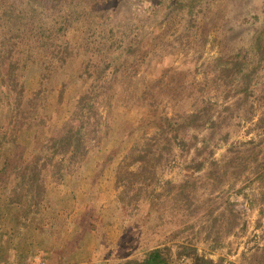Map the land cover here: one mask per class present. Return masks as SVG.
Masks as SVG:
<instances>
[{
  "label": "rangeland",
  "instance_id": "374dc122",
  "mask_svg": "<svg viewBox=\"0 0 264 264\" xmlns=\"http://www.w3.org/2000/svg\"><path fill=\"white\" fill-rule=\"evenodd\" d=\"M263 26L264 0H0V41L7 49L16 44V80L30 103L17 123L6 117L2 132L11 135L22 125L24 159L77 127L72 116L88 109L85 95L93 86L89 95L106 90L87 123L88 153L60 178L45 170V210L23 216L30 204L23 197L4 211L0 264H126L156 247H169L173 264H191L185 256L173 261L184 243L206 257L242 264L247 242L264 232V54L260 60L252 48ZM198 111L212 121L179 130L185 146L174 147V164L166 119L182 121ZM156 141L153 148L164 156L160 181L144 185L129 175L118 185L126 156L145 154ZM196 148L200 160L208 158L197 172L187 167ZM231 149L243 152L247 166L219 163ZM14 160L2 195L12 199ZM187 178L183 193L168 190L166 181ZM228 200L238 215L235 229L213 250L206 216L214 208L220 213Z\"/></svg>",
  "mask_w": 264,
  "mask_h": 264
},
{
  "label": "trees",
  "instance_id": "16d2710c",
  "mask_svg": "<svg viewBox=\"0 0 264 264\" xmlns=\"http://www.w3.org/2000/svg\"><path fill=\"white\" fill-rule=\"evenodd\" d=\"M263 42L264 26L257 31L255 40L252 44V48L255 53L259 54L258 56L260 60L263 58L264 54ZM15 45L16 44L8 47L7 49L6 44L3 45V43L0 41V108L2 107L0 110V219L3 217L4 211L7 210L6 208L11 207L13 204H17L15 202H20L23 197L28 198L30 202L27 209L24 210L23 216L30 212L38 213L45 210L44 201L47 195L45 170L50 168L51 176L54 178H60V176L64 174L63 171L65 168L69 167L72 162H75L80 157H83L88 153L89 147L86 143L88 137L87 132L91 126H89L87 123L90 122V118L97 114L98 110L95 108V100L102 93L104 94L106 92V90L101 89L100 91H95L93 95H89V91H93V89L95 90V87L93 86V88H91L85 95L86 100L90 98V106L88 109H86L85 105H83V110L76 112L77 117L72 116L73 119L75 118L78 120L77 127H70L61 135L50 137L43 147L39 151L35 152L33 158L30 161H27L24 159V151H19L20 145L18 141V133L23 129L22 125H20L16 131H12L11 135H9L7 132H2V127L4 126L6 117H11L9 123H17L25 111L23 104H28V106L30 104L24 100L26 97L25 85L18 84L16 80L15 71L20 67L18 64L13 63L15 62L13 60V56L15 55L13 49L15 48ZM238 56L241 57V54H238ZM26 61L27 60L23 61L24 63L22 66L26 65ZM239 71H243L242 67L239 68ZM244 74L245 78H249V74ZM32 108L34 109V105ZM12 117L14 118V121H12ZM37 117L42 120L41 117ZM180 118L182 121L168 118L166 119V127L171 130L170 137H168L166 141V144L169 146L167 151L172 158L171 160L174 161V164H176L178 160L177 154L173 151L174 147L176 145H182L183 147L185 146V142L182 139L178 140L179 130L186 128L187 126H195L198 128L202 126V124H209V122L212 121L209 115L208 118L205 119L202 111L184 115ZM27 126L31 127V123H29ZM160 126L165 127L164 123ZM149 140H151V138ZM157 142L158 141L149 143L150 149H148L145 154L133 155L132 152V159L131 156H126V159L117 170L118 185H123V181H125V178L129 175L131 177L141 178V183L143 184L147 182H149L148 184H151L155 180L160 181L156 175L158 174L157 169L159 167L160 161L164 156H162V151L160 152L158 149L153 148ZM252 143H254V141L250 142V144ZM255 145L250 147L251 150L249 149L251 154L257 148ZM202 149H206V147L204 146ZM202 149L196 148V157H192L191 161L187 164V167L195 172L204 169L206 166V161L208 160V158L200 160V155L203 153ZM151 152L153 155L152 157H149ZM212 153L213 152L211 151L210 155ZM241 153L243 152L240 150L231 149L230 152H227L223 156L220 162L214 159L211 160L213 164H218L219 162L221 165L226 167H229L233 163H244V166H247L248 160H244L247 158L246 156L241 155ZM16 157H19V159H16L19 163H17V167L14 170V177L8 182V184H13V182H15L17 187V197L16 199H12L8 196H2L9 188V185L3 183V179L6 178L5 176H7V166L12 164ZM129 158L130 160L128 162L127 160ZM169 158L170 157H168V159ZM148 160L150 162L153 160V162L149 163ZM135 163L140 164L138 167L139 169L137 171H132L130 166ZM66 164L68 165L66 166ZM236 166L238 165L236 164ZM236 166L234 167L236 168ZM234 173L237 174V177L240 175V172L238 171L233 172V174ZM261 174L262 177H264V166ZM166 183L171 185V187L168 189L169 191H172L173 188H176L179 189L180 193H183L185 189L189 187L191 181L189 178H187L179 184H173L170 180L166 181ZM126 192L127 190L124 189L120 196L124 198L123 195H125ZM207 205L208 204L205 206ZM215 211L216 208L207 213L206 217L208 222L211 219L212 222L205 228L207 234L205 239L208 242L212 241L211 247L213 250L218 248L224 237L229 236L233 232L236 224L232 222V219L234 218L236 221V217L238 216L232 208L231 202L229 200L226 204V208L220 211V213L214 215ZM260 214L264 222V207L260 209ZM228 215L230 217L227 221H230L231 223L225 224ZM247 244L248 252L243 253L242 264H264V232L261 235H254V237L250 239ZM180 248L181 249H178L175 251V253H173V261L181 256H185L190 259L191 264H238L235 261L225 257H219L217 260L211 257H206L205 255L200 254L199 249L194 245H188L184 243L180 246ZM170 254H172V252L169 247H156L149 251L144 258L129 260L126 262V264H173Z\"/></svg>",
  "mask_w": 264,
  "mask_h": 264
},
{
  "label": "built area",
  "instance_id": "2783aa9c",
  "mask_svg": "<svg viewBox=\"0 0 264 264\" xmlns=\"http://www.w3.org/2000/svg\"><path fill=\"white\" fill-rule=\"evenodd\" d=\"M42 260V259H41ZM43 261V260H42ZM38 261L36 264H46L44 261Z\"/></svg>",
  "mask_w": 264,
  "mask_h": 264
}]
</instances>
